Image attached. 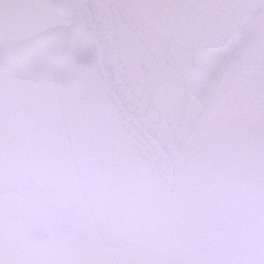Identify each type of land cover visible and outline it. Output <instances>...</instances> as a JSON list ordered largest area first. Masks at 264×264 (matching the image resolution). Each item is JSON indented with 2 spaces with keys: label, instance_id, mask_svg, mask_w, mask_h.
<instances>
[{
  "label": "snow or ice",
  "instance_id": "6c2138e0",
  "mask_svg": "<svg viewBox=\"0 0 264 264\" xmlns=\"http://www.w3.org/2000/svg\"><path fill=\"white\" fill-rule=\"evenodd\" d=\"M0 264H264V0H0Z\"/></svg>",
  "mask_w": 264,
  "mask_h": 264
}]
</instances>
